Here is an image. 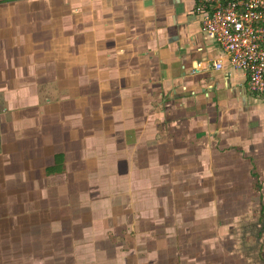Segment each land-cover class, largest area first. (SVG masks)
Instances as JSON below:
<instances>
[{
    "label": "crops",
    "instance_id": "0c3cea01",
    "mask_svg": "<svg viewBox=\"0 0 264 264\" xmlns=\"http://www.w3.org/2000/svg\"><path fill=\"white\" fill-rule=\"evenodd\" d=\"M194 5L0 0L7 259L57 264L64 252L67 264H143L140 237H161L148 252L163 246L164 263H181L201 249L182 237L220 235L221 205L240 202L264 235V97L227 58L211 66L220 49ZM250 224L243 236L257 234ZM108 248L116 257L103 260Z\"/></svg>",
    "mask_w": 264,
    "mask_h": 264
},
{
    "label": "built area",
    "instance_id": "2783aa9c",
    "mask_svg": "<svg viewBox=\"0 0 264 264\" xmlns=\"http://www.w3.org/2000/svg\"><path fill=\"white\" fill-rule=\"evenodd\" d=\"M194 13L204 38L220 49L211 66L219 69L227 58L231 67L247 72L249 91L264 97V0H195ZM201 66L196 61L191 71Z\"/></svg>",
    "mask_w": 264,
    "mask_h": 264
},
{
    "label": "rangeland",
    "instance_id": "374dc122",
    "mask_svg": "<svg viewBox=\"0 0 264 264\" xmlns=\"http://www.w3.org/2000/svg\"><path fill=\"white\" fill-rule=\"evenodd\" d=\"M231 190V189H230ZM233 191V189L231 190ZM238 191V189H236ZM227 193L228 189L221 188L220 189V195L222 193ZM223 195V194H222ZM221 195V196H222ZM238 198H240L239 195L236 194ZM231 206V207H230ZM230 207V209H229ZM245 205L243 202H240L239 204L235 205H221V216H220V235L212 236V235H203V236H189L186 235V237H182L183 241L181 243L187 244V245H193L194 247L200 246L201 249L199 251L195 252L193 250L183 251L182 254L186 256L183 259L192 260L196 259L198 261L205 260L211 261L213 259L215 262L213 263H187L185 260L182 259L181 263H164V259L169 257L170 253L168 251L163 250V246L159 249V251H155V253L148 252L146 248L153 246L155 248L154 244L159 243V245H162L163 240L159 239L161 237H155V240L153 242H149L146 244H142V238L147 237H140V242L138 246V254H140V259L144 261L143 264H264V235L260 237L258 233V220L252 219L251 224L248 220H244L245 214L243 212L245 211ZM234 213H238L239 217L235 219L228 220V217ZM228 221L230 223H228ZM158 222V221H157ZM205 223V221H203ZM211 224V223H210ZM247 227V224H250V228H252L253 233L257 231V234L249 235V236H243V233L246 232L245 225ZM157 226H161V224H157ZM4 228V222L0 224V229ZM211 229L212 225L209 226ZM224 227V228H223ZM245 229V230H244ZM4 230V229H3ZM244 230V231H243ZM46 238V239H45ZM44 239L41 238V241L39 239V243L41 245L46 246L50 243L48 241L49 237H45ZM64 241L65 245H62V242ZM191 241H195L194 243ZM262 241V245H260V242ZM69 242V234L68 232H64L62 238H61V244L60 249H62L64 246L67 247V243ZM2 243V244H1ZM156 245V244H155ZM262 246V249L260 250V247ZM106 250L104 254L102 255L103 260H109L114 259L116 257V254H114L113 250ZM120 249V248H119ZM117 251V250H116ZM17 256H16V255ZM20 254H24L21 252H13L11 253L12 258L7 259V241L4 240L0 236V264H28V263H22L20 261ZM59 261L60 263L57 264H67L69 261V255L68 253L61 252L59 253ZM64 254V255H63ZM85 252L78 253L79 257H77V261L79 263H84L86 257ZM42 255L44 257V261H50V255L51 253H44L42 252ZM27 256V255H26ZM125 256H128L125 253ZM72 259V258H71ZM149 259H155V262L148 263ZM42 264H52V263H42Z\"/></svg>",
    "mask_w": 264,
    "mask_h": 264
}]
</instances>
